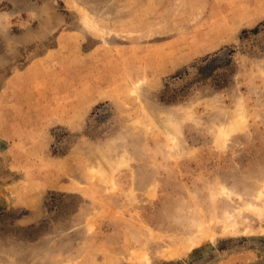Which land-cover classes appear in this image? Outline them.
I'll list each match as a JSON object with an SVG mask.
<instances>
[{
  "label": "rangeland",
  "instance_id": "374dc122",
  "mask_svg": "<svg viewBox=\"0 0 264 264\" xmlns=\"http://www.w3.org/2000/svg\"><path fill=\"white\" fill-rule=\"evenodd\" d=\"M0 264H264V0H0Z\"/></svg>",
  "mask_w": 264,
  "mask_h": 264
}]
</instances>
